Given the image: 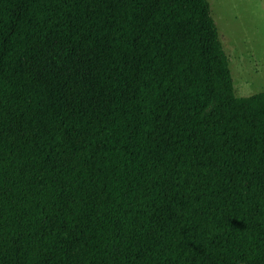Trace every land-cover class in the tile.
Instances as JSON below:
<instances>
[{"label":"trees","instance_id":"obj_1","mask_svg":"<svg viewBox=\"0 0 264 264\" xmlns=\"http://www.w3.org/2000/svg\"><path fill=\"white\" fill-rule=\"evenodd\" d=\"M0 264H264V92L206 0H0Z\"/></svg>","mask_w":264,"mask_h":264},{"label":"rangeland","instance_id":"obj_2","mask_svg":"<svg viewBox=\"0 0 264 264\" xmlns=\"http://www.w3.org/2000/svg\"><path fill=\"white\" fill-rule=\"evenodd\" d=\"M228 59L234 95L264 92V0H206Z\"/></svg>","mask_w":264,"mask_h":264}]
</instances>
